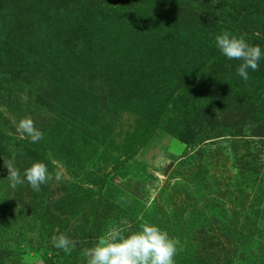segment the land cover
<instances>
[{
  "label": "rangeland",
  "instance_id": "374dc122",
  "mask_svg": "<svg viewBox=\"0 0 264 264\" xmlns=\"http://www.w3.org/2000/svg\"><path fill=\"white\" fill-rule=\"evenodd\" d=\"M45 1L0 0V264H87L54 238L143 221L180 241L174 264H264V56L244 81L216 47L228 31L264 52V0H90L85 19ZM6 160L63 178L13 189Z\"/></svg>",
  "mask_w": 264,
  "mask_h": 264
},
{
  "label": "clouds",
  "instance_id": "9594fccd",
  "mask_svg": "<svg viewBox=\"0 0 264 264\" xmlns=\"http://www.w3.org/2000/svg\"><path fill=\"white\" fill-rule=\"evenodd\" d=\"M216 47L229 60L241 61L237 73L244 81L248 80V69L259 70V61L264 52L258 45L250 44L243 36L224 31L216 37ZM17 131L21 137H27L33 143L43 139V132L37 129L31 116L19 120ZM7 169V180L15 189L25 181L32 190L39 192L41 185L55 179L60 181L63 176L60 171L49 173L46 164L34 161L24 169L23 178L13 160L4 161ZM180 241L170 238L168 233L155 224L143 221L138 230L129 231L126 228L112 227L106 235L98 238L95 246L83 249L87 264H174V256L178 252ZM54 246L65 252L75 248V242L64 234L54 238ZM182 251V246L179 249Z\"/></svg>",
  "mask_w": 264,
  "mask_h": 264
},
{
  "label": "trees",
  "instance_id": "16d2710c",
  "mask_svg": "<svg viewBox=\"0 0 264 264\" xmlns=\"http://www.w3.org/2000/svg\"><path fill=\"white\" fill-rule=\"evenodd\" d=\"M14 1H15L14 2V7H16V8L22 9L24 7V5H25V0H14ZM52 3H53L52 0H46L44 2V6H40L39 7L38 14H40L42 12V10H47V11H49L51 13L50 15L55 19L56 11L55 10L53 11V9H52L53 8L52 7L53 4ZM91 6H94L95 7V5L91 4L90 0H83V2L80 3L76 8H73V11H74L73 17L75 19H77V18H83V19H85L86 17H89V15H90L89 14L90 13L89 7H91ZM36 7H38V6H36ZM1 12L2 11L0 10V14H1ZM35 13H37V12H35ZM56 40H59V39H56ZM45 41H48V40H45ZM53 42H56V41H53ZM52 44L47 45V46H44L43 49L39 52V54H40L39 59H40L41 62H44L43 60L45 58H48L49 55H51V52H49V49L54 50V49L57 48V46H53ZM4 59H5L4 53H1V51H0V62H2ZM146 139H147V137L143 138V140L141 141L140 144L141 145L144 144L146 142ZM136 152H137V149L132 150L131 152H129L127 154V156L125 157V159H130L133 155L136 154ZM85 247L86 246H82L80 248L72 249L71 251H67V252H65L63 250V251H60L59 255L61 257H68V256L77 255V254L81 253ZM50 263H51V261H49V260L46 261V264H50Z\"/></svg>",
  "mask_w": 264,
  "mask_h": 264
}]
</instances>
